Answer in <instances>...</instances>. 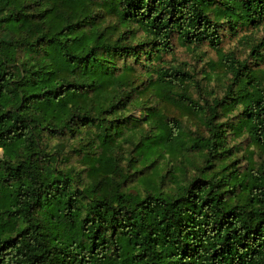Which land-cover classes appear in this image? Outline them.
Returning a JSON list of instances; mask_svg holds the SVG:
<instances>
[{
  "label": "trees",
  "instance_id": "trees-1",
  "mask_svg": "<svg viewBox=\"0 0 264 264\" xmlns=\"http://www.w3.org/2000/svg\"><path fill=\"white\" fill-rule=\"evenodd\" d=\"M262 25L264 0H0V264H264V40L256 67L221 46ZM177 44L217 50L223 96Z\"/></svg>",
  "mask_w": 264,
  "mask_h": 264
},
{
  "label": "rangeland",
  "instance_id": "rangeland-1",
  "mask_svg": "<svg viewBox=\"0 0 264 264\" xmlns=\"http://www.w3.org/2000/svg\"><path fill=\"white\" fill-rule=\"evenodd\" d=\"M259 40H264V25L254 29H244L240 31L238 35H228L221 46L224 51H233L238 58L248 60V65L250 67H256L259 65L257 62L260 61L257 59L256 53H250V45L253 41ZM168 58L172 59L175 63L191 69L195 73L196 78L200 80V84L202 85L201 88L195 89L197 91V97L207 95L210 100L213 96L221 97L225 94L226 88L232 80V73L217 64L219 61V53L208 44H202L193 48L177 44L174 53L168 55ZM211 61H214V63L211 64ZM261 63V66H263L264 61ZM206 71H210L212 76L205 77L204 75ZM175 112L176 114L180 113V111ZM132 113L136 116H145V113L141 108H137L132 111ZM187 125H190L192 129H198L200 131L204 129L197 124L196 120H188ZM46 141L49 142L52 147L60 144L61 152L65 155L69 154V164L81 165L76 152H72L70 149V144L75 142L74 139L50 138ZM242 142H244V144H249L245 139ZM250 147L255 149V156L258 157L256 146L251 145ZM0 152L3 154L1 148Z\"/></svg>",
  "mask_w": 264,
  "mask_h": 264
}]
</instances>
